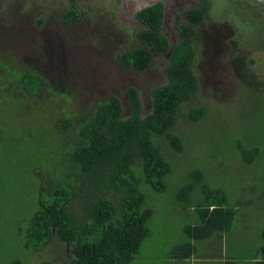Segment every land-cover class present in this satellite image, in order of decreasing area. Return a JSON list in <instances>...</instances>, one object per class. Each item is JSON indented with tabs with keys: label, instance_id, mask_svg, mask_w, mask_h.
<instances>
[{
	"label": "rangeland",
	"instance_id": "1",
	"mask_svg": "<svg viewBox=\"0 0 264 264\" xmlns=\"http://www.w3.org/2000/svg\"><path fill=\"white\" fill-rule=\"evenodd\" d=\"M158 1L164 5L162 32L171 44L178 41L180 25L189 22L188 10L207 2L204 20L194 26V70L202 97L191 106L205 100L209 114L205 120L190 122L184 118L178 123L180 133L197 135L187 138L185 151L176 163L172 162L165 190L156 191L141 180L145 205L153 209V214L147 222L149 233L129 264L215 262L222 259L214 260L223 251L236 264H256L254 259L260 258L259 231L264 226V154L249 164L235 150V136L243 134L244 125L240 121L244 111L240 117L235 115L241 108L237 101L249 94V85H241L230 61L234 57L230 56L242 48L237 53L251 62L250 69L261 80L260 92L264 93V0H147L145 5ZM71 3L78 6L81 16L65 26L62 18ZM137 11L134 0H0L1 61L16 72L29 69L65 94L53 97L47 93L36 106L27 99L22 106L13 103L14 120L7 111L9 106H4L10 122L5 128L11 133L5 140L10 146L4 149L13 150L14 156L0 160V236L4 237H0V264L59 260L60 251L52 245L39 252L27 250L17 229L37 208L41 177L54 170L46 146L51 148L55 140L52 130L56 127L51 122L55 124L60 114L54 109L63 107L65 113H74L116 95L124 114L129 115L126 89L133 85L145 113L152 106L153 89L166 81L168 54L156 56L141 73L117 63L120 52L139 46L134 36L141 27L135 17ZM2 74L4 70L0 69ZM251 104L257 107L258 102L252 99ZM32 116L40 126L28 124ZM19 124L24 132L20 133L21 128L15 131L20 134L15 145L13 130ZM256 129H260V135L251 142L253 146L264 143V126ZM194 169H202L208 185L222 189L229 204L235 205L238 200L241 206H237L229 232L197 241L196 257L180 260L171 256V250L188 240L184 228L195 224L198 215L194 206L177 198V193Z\"/></svg>",
	"mask_w": 264,
	"mask_h": 264
},
{
	"label": "trees",
	"instance_id": "2",
	"mask_svg": "<svg viewBox=\"0 0 264 264\" xmlns=\"http://www.w3.org/2000/svg\"><path fill=\"white\" fill-rule=\"evenodd\" d=\"M201 5L188 10L189 22L180 25L175 44L162 32V2L143 7L135 15L141 23L134 32L139 46L120 52L119 66L141 73L156 56L169 54L170 59L164 69L166 81L152 91L149 111L142 112L139 92L133 85L126 89L129 115L124 114L122 102L116 95L74 113H65L63 107L54 109L60 114L55 124L51 122L56 127L52 130L55 140L51 148L46 145L54 170L41 177L32 218L17 228L27 250L39 252L52 245L60 251L59 260L45 259L38 264H129L139 252L149 233L147 222L153 214V209L145 205L141 180L156 191L165 190L172 162L180 159L178 156L185 151L187 138L197 135L180 133L178 123L184 118L190 122L205 120L209 114L205 100L191 106L202 97L194 70L197 55L194 26L204 20L207 2ZM80 12L78 6L71 3L63 15V24L70 26L77 22ZM240 48L235 51L240 52ZM237 52L230 56L234 57L230 61L241 85H249V94L237 101L241 108L235 115L240 117L244 111L240 119L244 125L241 126L243 134L235 136V150L242 158L239 159L250 164L264 154V143L251 145L260 135L256 126H264V93L260 92L261 80L250 69L251 62ZM0 69L4 70L0 75V160H3L14 156L13 150L4 149L10 146L5 140L11 133L5 127L10 123L7 111L15 119L13 103L22 106V101L27 99L36 106L47 93L53 97L65 94L55 89L52 81L49 83L29 69L12 70L1 57ZM252 95L258 102L257 107L251 104ZM4 106H9L10 110L5 111ZM28 124L37 127L41 122L32 116ZM19 125L13 130L15 145L20 135L15 131L21 128L20 133L24 132V126ZM189 178L179 189L177 198L196 208L198 221L185 226L188 240L174 245L171 250V256L180 260H190L197 254V241L229 232L237 206H241L238 200L235 205L229 204V197L222 189H212L202 169L191 171ZM260 234L262 243L258 252L262 259L255 261L256 264H264V226ZM212 264L236 262L227 259Z\"/></svg>",
	"mask_w": 264,
	"mask_h": 264
},
{
	"label": "crops",
	"instance_id": "3",
	"mask_svg": "<svg viewBox=\"0 0 264 264\" xmlns=\"http://www.w3.org/2000/svg\"><path fill=\"white\" fill-rule=\"evenodd\" d=\"M260 232H261V230L259 231V236L261 235L260 234ZM223 234V233H222ZM226 243V242H225ZM261 243H262V239H261ZM261 245V244H260ZM197 246H198V244H197ZM260 247V246H259ZM259 247L257 248V254L259 255V257L260 258H258V259H254L255 261H258V260H261L262 259V256L259 254V252H258V250H259ZM196 255L197 254H194L192 257H191V259L193 258V257H196ZM209 256L208 257H210V255H213V254H208ZM220 256H221V258L222 259H219L220 258ZM212 258V257H211ZM190 259V260H191ZM216 259H219V261H225V260H227V259H231V260H234V259H232V258H230V257H228L225 253H224V251H223V255H218V258H214V260H216ZM235 261V260H234ZM201 262H203V263H205L206 262V264H212V263H215V262H213V261H210V259L208 260V261H201ZM236 262V261H235ZM196 263H198V261H196L194 264H196ZM256 263V262H255Z\"/></svg>",
	"mask_w": 264,
	"mask_h": 264
},
{
	"label": "water",
	"instance_id": "4",
	"mask_svg": "<svg viewBox=\"0 0 264 264\" xmlns=\"http://www.w3.org/2000/svg\"><path fill=\"white\" fill-rule=\"evenodd\" d=\"M145 1H147V0H145ZM145 1L144 0H134V4L137 5L138 10H140L141 8L146 7ZM154 3H156V2H154ZM154 3H152V4H154ZM149 5H151V4H149ZM149 5H147V6H149Z\"/></svg>",
	"mask_w": 264,
	"mask_h": 264
},
{
	"label": "flooded vegetation",
	"instance_id": "5",
	"mask_svg": "<svg viewBox=\"0 0 264 264\" xmlns=\"http://www.w3.org/2000/svg\"><path fill=\"white\" fill-rule=\"evenodd\" d=\"M203 4V3H202ZM137 13V12H136Z\"/></svg>",
	"mask_w": 264,
	"mask_h": 264
}]
</instances>
